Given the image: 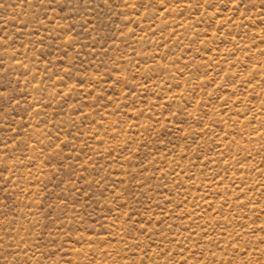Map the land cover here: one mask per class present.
Here are the masks:
<instances>
[{
  "label": "rangeland",
  "instance_id": "rangeland-1",
  "mask_svg": "<svg viewBox=\"0 0 264 264\" xmlns=\"http://www.w3.org/2000/svg\"><path fill=\"white\" fill-rule=\"evenodd\" d=\"M0 264H264V0H0Z\"/></svg>",
  "mask_w": 264,
  "mask_h": 264
}]
</instances>
